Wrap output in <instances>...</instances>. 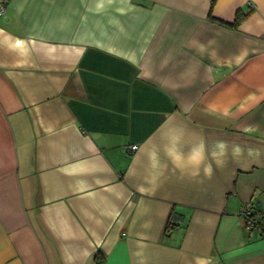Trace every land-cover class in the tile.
Instances as JSON below:
<instances>
[{
    "label": "crops",
    "instance_id": "crops-1",
    "mask_svg": "<svg viewBox=\"0 0 264 264\" xmlns=\"http://www.w3.org/2000/svg\"><path fill=\"white\" fill-rule=\"evenodd\" d=\"M0 264H264V0H7Z\"/></svg>",
    "mask_w": 264,
    "mask_h": 264
},
{
    "label": "built area",
    "instance_id": "built-area-1",
    "mask_svg": "<svg viewBox=\"0 0 264 264\" xmlns=\"http://www.w3.org/2000/svg\"><path fill=\"white\" fill-rule=\"evenodd\" d=\"M6 3L7 0H0V15L4 12ZM136 147V144L129 145L130 150H135ZM254 209V205L251 202H246L240 207V213L244 220V224L249 230L254 229L256 224V214L254 212Z\"/></svg>",
    "mask_w": 264,
    "mask_h": 264
},
{
    "label": "trees",
    "instance_id": "trees-1",
    "mask_svg": "<svg viewBox=\"0 0 264 264\" xmlns=\"http://www.w3.org/2000/svg\"><path fill=\"white\" fill-rule=\"evenodd\" d=\"M247 13L248 12L247 11H244L242 8L236 9V11L234 13V18L230 22L229 21H222V20L216 19L215 17H213L211 15V12H209V15L208 16H209V18L211 20H213L215 22H218V23H221V24H224V25H229V26H234L235 27L236 25H238L240 23V21L246 16ZM255 223L256 224H255L254 229L257 228V227H259L260 224H261V220L259 219V216H257V215H256V222ZM172 225H174V224H172Z\"/></svg>",
    "mask_w": 264,
    "mask_h": 264
}]
</instances>
